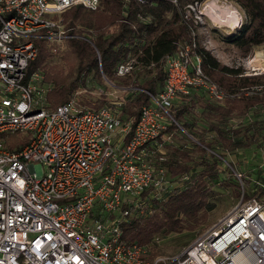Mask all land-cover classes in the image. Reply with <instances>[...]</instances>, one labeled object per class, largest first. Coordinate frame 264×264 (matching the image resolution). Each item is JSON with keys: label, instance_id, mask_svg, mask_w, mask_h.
Segmentation results:
<instances>
[{"label": "built area", "instance_id": "2783aa9c", "mask_svg": "<svg viewBox=\"0 0 264 264\" xmlns=\"http://www.w3.org/2000/svg\"><path fill=\"white\" fill-rule=\"evenodd\" d=\"M201 4L187 5L183 18L194 21L190 11ZM74 5L95 10L99 0H0V264H264V200L257 196L172 257L150 259L146 246L121 240L124 207L150 214L169 190L163 148L175 97L192 89L215 101L226 94L203 73L192 39L166 57L163 88L150 95L127 141L133 120L121 119L123 101L87 107L77 99L83 87L54 109L43 107L49 88L42 73H25L37 53L33 40L60 44L68 36L61 13ZM132 69L127 59L115 74ZM15 133L28 141L11 145ZM259 186L264 194V179Z\"/></svg>", "mask_w": 264, "mask_h": 264}, {"label": "trees", "instance_id": "16d2710c", "mask_svg": "<svg viewBox=\"0 0 264 264\" xmlns=\"http://www.w3.org/2000/svg\"><path fill=\"white\" fill-rule=\"evenodd\" d=\"M204 1L99 0L95 10L71 6L61 13L68 35L61 41L64 50L58 51L55 44L45 38H34L37 53L25 71L26 77L37 71L42 73L49 88L43 104L47 109L69 101L87 83L107 86L108 80L123 89L127 95L120 107V116L122 120H133L125 137L127 141L142 107L150 103V95H157L163 88L166 57L175 53L180 45L195 40L203 73L226 96L222 101H215L207 99L203 90L192 89L187 94H179L180 100L177 104L173 102L169 109L175 122H171L166 131L184 129L195 137L194 148L198 155L183 146L164 144L163 167L169 181L167 194L153 200L152 211L147 215L124 207L129 212L120 223L121 240L148 245L150 259L157 255L154 237L204 229L207 211L212 208L208 203L213 193L209 180L218 177V164L226 163L229 177L220 184L232 187L227 197L232 200L240 197L245 201L257 196L264 200L259 186L264 179V168L257 170L254 180L249 172L243 174L236 170L234 162L226 158V152L247 149L253 142L258 143L259 135L264 134V111L259 120L244 122L249 113L264 110V71L244 74L242 66L221 63L202 45L197 27L183 15L187 5ZM229 1L238 6L243 19L239 28L222 41L234 47L241 57H246L264 46V0ZM127 59H132L133 69L124 76H117L116 66ZM77 99L84 105L89 104L80 95ZM114 101L102 95L92 108ZM237 120L243 121L235 123ZM10 139L11 145L28 141L21 133L13 134ZM160 164L156 159L155 168ZM193 169L199 172L192 175Z\"/></svg>", "mask_w": 264, "mask_h": 264}, {"label": "rangeland", "instance_id": "374dc122", "mask_svg": "<svg viewBox=\"0 0 264 264\" xmlns=\"http://www.w3.org/2000/svg\"><path fill=\"white\" fill-rule=\"evenodd\" d=\"M211 1L213 0H206L204 2L209 3ZM216 1L218 3L222 2V4H224L225 6H228V10H230L232 5L235 6L238 10V13L236 14L233 10H230V12H227L225 13V15H223L219 13L216 14V10H211L210 12L213 14V18L224 19L226 15L232 14L235 16V22H237L238 20L239 24L237 27L234 26L235 28L213 24L211 20H209V18H207V16H205L204 14L205 10L203 9V2L201 5L196 6L194 11H190V17L195 21L194 22L192 20V22L197 27L196 33L198 35H202V45L205 48L210 49L221 63L230 66H242L244 69V74H246L247 72L250 73L251 68L257 69V71L255 72H258L259 69H261L262 67L264 68V46L254 49L246 57H241L240 53L234 47L230 46L227 43H224L222 39H225L226 37L231 35L236 29L239 28L243 19V14L238 8V6L232 1ZM205 6L207 7V5ZM194 14L197 17H195ZM56 43H60L55 45L58 51L64 50L63 42ZM107 82L109 81L107 80ZM110 84L114 86L113 83L110 82ZM84 89L86 91L81 92L80 96L82 97L85 103H89L86 106L90 108H92L93 105L97 103V100L102 95H107L113 100L126 101L125 98L127 94L120 87H110L108 85L103 86L102 84L95 82L94 85H92L91 83H87ZM98 89H103L104 92L100 94L97 92ZM106 92L111 94H106ZM179 98V95L176 96L173 102L177 104L180 100ZM262 111L264 110L249 113L247 115L248 117L244 118V122L246 123L247 120L249 121V119L259 120L263 116L261 113ZM258 139V143L253 142L252 145L247 149L241 148L236 149L232 152H226V158L234 162V164L232 165L235 166V169L239 172H242L243 174L249 172L250 177L254 180H256L255 177L257 174V170H262L264 168V134L259 135ZM166 143H172L175 146H183L185 149L191 151L193 155H198V153L195 152L194 148V144H197V139L190 135L188 132H186L184 129H180L177 132L171 131V137ZM225 167L226 163L218 164V166L216 167L218 177H216L212 181L209 180L213 193L211 194L208 203L212 205V208L211 210L207 211V223L206 225H204V229L201 232L184 231L182 233H171L165 236H158V238L154 237L153 241H156L157 243L155 246L157 250V255H155V257H172L174 255L179 254L186 246L191 244L198 235L211 228L215 223L222 220L230 211H232L234 208L240 205V203H242L243 200H241L240 197L235 200H232L227 197V194L232 188L231 186H224L220 184V182H223L229 177ZM198 172V169H193L190 173H192V175H196ZM144 246L149 249L148 245Z\"/></svg>", "mask_w": 264, "mask_h": 264}, {"label": "crops", "instance_id": "0c3cea01", "mask_svg": "<svg viewBox=\"0 0 264 264\" xmlns=\"http://www.w3.org/2000/svg\"><path fill=\"white\" fill-rule=\"evenodd\" d=\"M220 1V0H219ZM209 4V5H208ZM205 5H208L207 7L205 6ZM218 6H223V7H218ZM228 6H225L224 4H222V2H220V3H218L216 0H213V1H211L210 3H208V2H204V7H203V9L205 10V16H207V18H209V20H211V22L213 23V24H216V23H214V21L212 20L213 19V15H210V11L211 10H216V14L217 13H219V14H223V15H225V13H227V12H229V10H228ZM231 8H232V10L237 14L238 13V10H237V8L235 7V6H231ZM236 19H234V21H235ZM233 21V22H234ZM237 22H238V24H239V21L237 20ZM224 24H220L221 26H225V27H234V25H231V24H233V23H225V21L223 22ZM216 25H219V24H216ZM238 26V25H237ZM237 26H235V27H237ZM234 27V28H235ZM242 121L241 120H237V121H235V123H241ZM244 124V123H243Z\"/></svg>", "mask_w": 264, "mask_h": 264}, {"label": "bare ground", "instance_id": "6f19581e", "mask_svg": "<svg viewBox=\"0 0 264 264\" xmlns=\"http://www.w3.org/2000/svg\"><path fill=\"white\" fill-rule=\"evenodd\" d=\"M210 3V2H209ZM209 5V4H208ZM207 5V6H208ZM230 10H232V8H230ZM230 10H229V12H230ZM210 13V15H213L211 12H209ZM215 17V16H214ZM234 15H226V17L224 18V19H218V18H213L212 20L214 21V23H216V24H224L223 22L225 21V23H233V24H231V25H234V26H237L238 25V22H235L234 21ZM234 21V22H233ZM225 25V24H224ZM233 27V26H232Z\"/></svg>", "mask_w": 264, "mask_h": 264}]
</instances>
